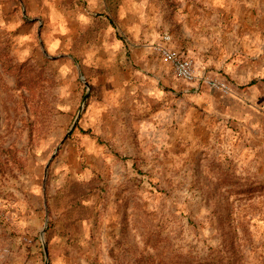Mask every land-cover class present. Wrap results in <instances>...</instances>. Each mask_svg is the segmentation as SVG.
I'll use <instances>...</instances> for the list:
<instances>
[{
    "label": "rangeland",
    "instance_id": "374dc122",
    "mask_svg": "<svg viewBox=\"0 0 264 264\" xmlns=\"http://www.w3.org/2000/svg\"><path fill=\"white\" fill-rule=\"evenodd\" d=\"M106 3L89 41L78 12L0 24V264H264V89L192 93L152 50L214 4L263 24L264 0Z\"/></svg>",
    "mask_w": 264,
    "mask_h": 264
},
{
    "label": "crops",
    "instance_id": "0c3cea01",
    "mask_svg": "<svg viewBox=\"0 0 264 264\" xmlns=\"http://www.w3.org/2000/svg\"><path fill=\"white\" fill-rule=\"evenodd\" d=\"M107 0H0V24H7V19H15L14 10L22 8L31 19L39 21V25H44L46 19L51 18L54 24L68 29L72 24L74 12H78L80 16L89 18L92 22H88L90 28L95 23L97 11L99 7L108 8ZM217 13L214 12L210 19H202L197 21L189 19L186 16L181 20L179 28L176 30L165 29L160 32L157 40L163 34H169L172 37V46L183 57H194L196 69L201 74L226 78L233 82L238 91L239 98L235 100L242 109H250L257 105L260 94L257 92L264 89V77L257 79L262 87H256L247 81H251L252 77L257 75L259 69L264 73V33L260 31L264 29V23L258 24L254 18L246 17L231 20V27L228 28L224 16L225 4H214ZM77 15V14H76ZM75 15V16H76ZM187 15V14H186ZM25 17V13L23 12ZM246 16V14H244ZM78 17V16H77ZM103 18V17H102ZM107 17L103 19L106 20ZM27 19V18H26ZM68 20L70 22H68ZM79 20V19H78ZM77 20V22H78ZM80 21V20H79ZM81 25H85V21H80ZM64 33L59 32L57 41L66 39ZM153 50V49H152ZM154 52V50H153ZM155 55L159 57L158 54ZM231 56H238L242 62L240 65H234L229 61ZM249 59L247 64L243 63ZM260 62V67L258 64ZM165 73L174 74L169 64H164ZM262 73V74H263ZM175 78L182 83H186L176 76ZM193 88L192 93L198 94L202 87L186 83ZM243 85L248 86L245 89L238 88ZM262 94V93H261ZM208 102V101H207ZM264 107V103L259 104ZM228 103L224 104V108H229Z\"/></svg>",
    "mask_w": 264,
    "mask_h": 264
},
{
    "label": "built area",
    "instance_id": "2783aa9c",
    "mask_svg": "<svg viewBox=\"0 0 264 264\" xmlns=\"http://www.w3.org/2000/svg\"><path fill=\"white\" fill-rule=\"evenodd\" d=\"M152 49L159 57L168 63L175 76L189 84H203L210 89L221 91L225 94L230 93V86L223 80L200 75L196 69L195 61L192 57H183L172 46V37L163 34L158 41L152 45Z\"/></svg>",
    "mask_w": 264,
    "mask_h": 264
},
{
    "label": "trees",
    "instance_id": "16d2710c",
    "mask_svg": "<svg viewBox=\"0 0 264 264\" xmlns=\"http://www.w3.org/2000/svg\"><path fill=\"white\" fill-rule=\"evenodd\" d=\"M107 26V23H105V20L102 18V17H100V18H96V21H95V23L94 24H92L91 26H90V29H89V31L87 32V33H85V35H86V37H87V41H89V39L91 38V35H93V37L95 38V37H97L98 36V34H99V32L101 31V29L104 27H106ZM90 37V38H89ZM86 41V42H87ZM88 193H86V192H84V191H82V196H81V200H79V199H77V196H71V199H72V201H70V207L68 206V208H69V212L70 213H73V211L77 208V207H79L80 206V204H81V201H86L87 200V198H88V196L89 195H87Z\"/></svg>",
    "mask_w": 264,
    "mask_h": 264
},
{
    "label": "water",
    "instance_id": "95a60500",
    "mask_svg": "<svg viewBox=\"0 0 264 264\" xmlns=\"http://www.w3.org/2000/svg\"><path fill=\"white\" fill-rule=\"evenodd\" d=\"M79 117H80V113H79V115H78V117H77V119H76V121H75V123H74L72 129H71V130L68 132V134L66 135L65 139H67V137L70 135V133H71V131L73 130V128L76 126ZM45 256H46V263H45V264H48V253H47V249H46V248H45Z\"/></svg>",
    "mask_w": 264,
    "mask_h": 264
}]
</instances>
